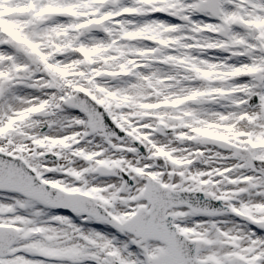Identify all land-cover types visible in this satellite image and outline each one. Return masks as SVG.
<instances>
[{
	"label": "snow or ice",
	"instance_id": "obj_1",
	"mask_svg": "<svg viewBox=\"0 0 264 264\" xmlns=\"http://www.w3.org/2000/svg\"><path fill=\"white\" fill-rule=\"evenodd\" d=\"M0 264H264V0H0Z\"/></svg>",
	"mask_w": 264,
	"mask_h": 264
}]
</instances>
